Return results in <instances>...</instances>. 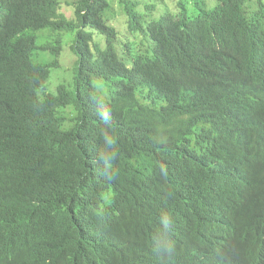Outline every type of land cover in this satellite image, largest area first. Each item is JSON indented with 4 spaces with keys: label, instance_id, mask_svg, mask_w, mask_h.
I'll list each match as a JSON object with an SVG mask.
<instances>
[{
    "label": "trees",
    "instance_id": "16d2710c",
    "mask_svg": "<svg viewBox=\"0 0 264 264\" xmlns=\"http://www.w3.org/2000/svg\"><path fill=\"white\" fill-rule=\"evenodd\" d=\"M119 1L124 33L107 0H0V264H264V0ZM44 30H75L55 94Z\"/></svg>",
    "mask_w": 264,
    "mask_h": 264
},
{
    "label": "rangeland",
    "instance_id": "374dc122",
    "mask_svg": "<svg viewBox=\"0 0 264 264\" xmlns=\"http://www.w3.org/2000/svg\"><path fill=\"white\" fill-rule=\"evenodd\" d=\"M76 0H59V12L63 10V16L72 21L73 19V8H70L69 5ZM110 5V11L108 12V18L112 20V23L108 24L114 26L116 31L119 33H124L127 29L128 17L124 13V9L121 10L119 0H107ZM128 2H136L139 7L134 9V13L139 17V21L142 26L152 19H157L162 13L167 11L174 13L169 0H126ZM173 1V0H172ZM206 3L207 9H211L216 4H210L208 0H204ZM176 9L181 10L182 13L195 14L201 11L202 2L198 0H183V6L178 5V2H175ZM148 6H153V10H146ZM35 44L37 48H51L59 46L58 56H52L48 50H39L37 49L33 53V59L36 62L45 64L52 61H56V66L50 69V76L48 81L45 84L46 91L51 94H55L56 88L58 86L68 87L66 84L72 83L77 71V57L73 52V41L75 37V30L62 31V32H53L49 30L39 31L34 34ZM95 37V35H94ZM109 197L107 202H109Z\"/></svg>",
    "mask_w": 264,
    "mask_h": 264
},
{
    "label": "clouds",
    "instance_id": "9594fccd",
    "mask_svg": "<svg viewBox=\"0 0 264 264\" xmlns=\"http://www.w3.org/2000/svg\"><path fill=\"white\" fill-rule=\"evenodd\" d=\"M161 225L163 232L158 233L156 237H154V245L159 252L170 257L174 251V247L170 239V218H162Z\"/></svg>",
    "mask_w": 264,
    "mask_h": 264
}]
</instances>
